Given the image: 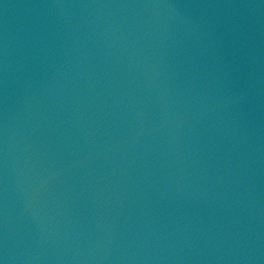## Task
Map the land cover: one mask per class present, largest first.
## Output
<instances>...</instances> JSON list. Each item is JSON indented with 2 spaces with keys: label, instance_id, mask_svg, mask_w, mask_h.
Here are the masks:
<instances>
[{
  "label": "water",
  "instance_id": "1",
  "mask_svg": "<svg viewBox=\"0 0 264 264\" xmlns=\"http://www.w3.org/2000/svg\"><path fill=\"white\" fill-rule=\"evenodd\" d=\"M0 264H264V0H0Z\"/></svg>",
  "mask_w": 264,
  "mask_h": 264
}]
</instances>
